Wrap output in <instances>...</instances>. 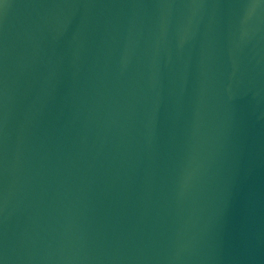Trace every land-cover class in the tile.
<instances>
[{"label":"water","instance_id":"95a60500","mask_svg":"<svg viewBox=\"0 0 264 264\" xmlns=\"http://www.w3.org/2000/svg\"><path fill=\"white\" fill-rule=\"evenodd\" d=\"M0 264H264V0H0Z\"/></svg>","mask_w":264,"mask_h":264}]
</instances>
